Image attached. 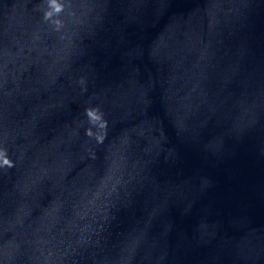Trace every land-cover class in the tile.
<instances>
[{
  "label": "water",
  "instance_id": "95a60500",
  "mask_svg": "<svg viewBox=\"0 0 264 264\" xmlns=\"http://www.w3.org/2000/svg\"><path fill=\"white\" fill-rule=\"evenodd\" d=\"M0 264H264V0H0Z\"/></svg>",
  "mask_w": 264,
  "mask_h": 264
}]
</instances>
